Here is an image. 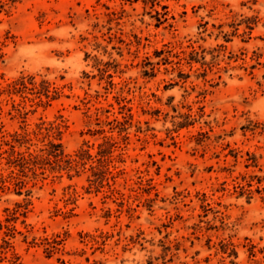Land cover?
Segmentation results:
<instances>
[{
	"label": "rangeland",
	"instance_id": "374dc122",
	"mask_svg": "<svg viewBox=\"0 0 264 264\" xmlns=\"http://www.w3.org/2000/svg\"><path fill=\"white\" fill-rule=\"evenodd\" d=\"M0 40V143L30 133L37 150L36 125L56 122L67 154H96L97 119L133 115L128 140L114 133L123 204L89 191L90 172L47 171L18 223L22 264H264V193L233 188L264 178V0H19L0 8ZM22 76L59 94L10 96ZM25 198L4 195L0 216Z\"/></svg>",
	"mask_w": 264,
	"mask_h": 264
},
{
	"label": "trees",
	"instance_id": "16d2710c",
	"mask_svg": "<svg viewBox=\"0 0 264 264\" xmlns=\"http://www.w3.org/2000/svg\"><path fill=\"white\" fill-rule=\"evenodd\" d=\"M18 1L0 0V8L4 9L7 5H14ZM248 29L253 30V27L249 24ZM7 42L6 40H0V61H4L6 57L4 49L8 47ZM182 60H186V58H180L178 64ZM193 61L195 62L197 59H194L193 54H190V62L188 63ZM104 73H108V71L104 70ZM109 77L111 78L112 75L109 74ZM5 91L10 96L32 94L35 98H26L31 101L38 99L37 105L49 104L59 94L57 88L52 89L51 85L46 81L37 82L35 76H22L9 84ZM13 109L17 115L23 118L28 115V111L20 104H14ZM119 113L122 115V119L114 117V119L104 122L100 118L97 119V124L101 128L93 135H102L103 137L102 141L96 146V154H92L89 148H82L74 154H67L60 140L63 125L56 122L46 123L43 121L36 125V130L32 133L47 140L44 147L37 150L31 151V147L28 146L31 144L30 133L21 134L16 132L10 135L11 139L1 136L0 162L5 159L6 164L13 169L7 175L0 172V199L12 192L18 196L24 194L26 198L23 202H16L14 207L3 208V215L0 216V260H9L12 264H22L20 256L15 252L17 235H24L18 229V223L20 222L26 226V219L30 212L29 208L32 205L30 200L33 192L32 188L36 186L33 180H36L39 176H43L42 178L46 179L47 171L61 174L58 177H62V173L65 172L70 179L80 176L82 173L90 172L87 178L89 191L95 189L99 192L107 187L110 192L109 196L121 199V204H123L125 194L117 189L115 185L117 184V179L122 174H125V169H121L114 163V153L120 148L114 133L118 132L124 141L128 140V131L132 126L133 115L131 109L127 108L126 105L120 107ZM185 126L183 124L180 125L181 128ZM24 146L27 147V150H20ZM121 156L122 154L119 155L120 158ZM30 185L31 187H29ZM233 188L240 196L246 195L248 199H251L255 192L264 193V178L243 176L241 182L235 180ZM45 241L49 243L47 239ZM33 243L36 244L35 242Z\"/></svg>",
	"mask_w": 264,
	"mask_h": 264
}]
</instances>
